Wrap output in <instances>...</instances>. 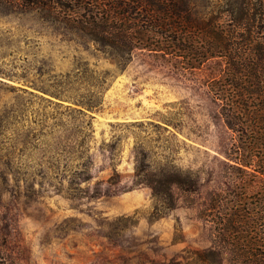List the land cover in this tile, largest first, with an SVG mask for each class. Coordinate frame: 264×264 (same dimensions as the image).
<instances>
[{
	"label": "rangeland",
	"instance_id": "1",
	"mask_svg": "<svg viewBox=\"0 0 264 264\" xmlns=\"http://www.w3.org/2000/svg\"><path fill=\"white\" fill-rule=\"evenodd\" d=\"M210 76L146 50L119 68L40 11L0 5V264H215L206 207L228 195L230 132ZM136 164L197 188L173 186L164 209Z\"/></svg>",
	"mask_w": 264,
	"mask_h": 264
},
{
	"label": "trees",
	"instance_id": "2",
	"mask_svg": "<svg viewBox=\"0 0 264 264\" xmlns=\"http://www.w3.org/2000/svg\"><path fill=\"white\" fill-rule=\"evenodd\" d=\"M38 10L74 36L92 41L119 68L135 50L210 70L209 92L230 132L227 196L212 193L208 215L215 264H264V0H0ZM137 183L172 208L173 186L197 188L189 174L150 175L135 165ZM256 187V188H255ZM203 210H201L202 212ZM162 211L154 207L150 218ZM164 212V211H163Z\"/></svg>",
	"mask_w": 264,
	"mask_h": 264
}]
</instances>
